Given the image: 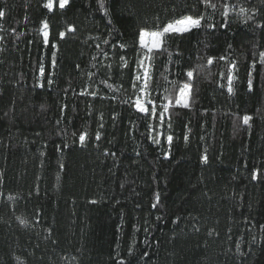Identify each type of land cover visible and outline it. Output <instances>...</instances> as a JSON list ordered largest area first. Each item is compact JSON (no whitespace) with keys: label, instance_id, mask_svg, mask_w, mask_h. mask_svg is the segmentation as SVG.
<instances>
[{"label":"trees","instance_id":"1","mask_svg":"<svg viewBox=\"0 0 264 264\" xmlns=\"http://www.w3.org/2000/svg\"><path fill=\"white\" fill-rule=\"evenodd\" d=\"M46 2L0 0V264H264V0H105L107 16L97 0ZM202 13L153 61L160 93L195 70L190 106L144 119L131 103L139 30Z\"/></svg>","mask_w":264,"mask_h":264},{"label":"snow or ice","instance_id":"2","mask_svg":"<svg viewBox=\"0 0 264 264\" xmlns=\"http://www.w3.org/2000/svg\"><path fill=\"white\" fill-rule=\"evenodd\" d=\"M99 10L108 15V9L105 4V0H97ZM198 3L202 4L206 9L211 8L215 10L216 4L212 2V0H198ZM70 5V0H47L44 3L43 7L48 10L49 13L53 12L54 9L58 6L59 10H64L67 6ZM225 7L224 13L222 15L227 18L228 15V5H223ZM247 10L244 8L240 9L241 14H246ZM5 11L0 10V19L5 17ZM248 20L252 19V17H247ZM205 16L202 13L199 16L193 15H184L180 18H175L172 21L164 24V25H157L155 29H146L141 28L138 32V37L135 42L136 52H137V59H136V74L131 82V87L135 92V99L132 100V106H134L135 110L139 113L143 114V118L146 120H158L160 126H163L166 122L165 118L170 113V109L173 107H183L188 108L189 105V98L191 94L192 84L191 81L194 78V69H187L184 70L182 73H177V76L184 75L187 77V80L184 82H179L178 80L169 81L172 85L171 89H165L164 93H160L158 88L152 87L153 82V73L152 69L154 67L153 61L157 57V55H163L167 52V43L170 39H174L177 36H184L187 33L192 32L193 30L201 29L204 24ZM247 22V20L245 21ZM111 23V21H109ZM208 27H215V25H208ZM258 27H264V25H259ZM41 34L43 36V43L45 46H48L50 43L49 40V25L46 21L42 22V28L40 29ZM68 32H73L75 29L73 27H68ZM59 36L61 39L65 37V32H60ZM2 39V38H0ZM103 43L108 44V40H104ZM53 48L56 47L55 44L51 45ZM99 48V44L97 45ZM115 47V45H112ZM120 47L123 49L126 47L124 44H120ZM55 52L52 53V65L55 67ZM107 56V53H104ZM169 55V62L171 61V53ZM124 60V57H121ZM216 58L209 57L207 59V64L211 66ZM220 60L226 61L227 57L221 56L219 57ZM230 68L227 74H221L223 79L227 81V91L232 93L233 91V80H234V71L236 70V64L234 62H229ZM259 63L264 65V51L259 53ZM125 68L128 67L127 61H124ZM252 69L255 70L256 63L253 62L251 65ZM45 69L43 66L40 68V75L44 76ZM252 73L249 72V80H248V88L249 91L252 90L253 83H252ZM47 83L50 85L53 83L51 79L47 80ZM102 83H106L102 81ZM42 86V85H41ZM109 88L112 85H107ZM166 93V94H165ZM87 93L81 92L80 95H86ZM95 96V93H92ZM128 103V101H125ZM170 118V117H169ZM251 117L245 115L243 117V123L249 124ZM147 128L149 133L154 131V127L151 123L147 124ZM163 133H159L157 135H153L151 137L153 144H159L160 139L158 136H162ZM86 139V133L81 134L79 136V142L83 146ZM96 139H100L99 133H97ZM187 139V137H185ZM173 137L171 135L167 136V142L169 145L172 144ZM165 158H168L167 154H165ZM203 160L206 162L207 157H203ZM259 175V170H255L252 174V179L257 180ZM9 199H13L9 197ZM159 204V194H156V203L152 205L153 208H156ZM162 217H157V219H161ZM21 224L26 223L25 221L21 220ZM264 227V226H262ZM147 231V229L145 230ZM240 245L237 244V250L239 251ZM131 255V252H130ZM118 264H125V261L121 260Z\"/></svg>","mask_w":264,"mask_h":264}]
</instances>
